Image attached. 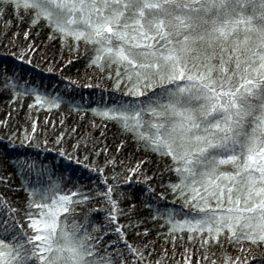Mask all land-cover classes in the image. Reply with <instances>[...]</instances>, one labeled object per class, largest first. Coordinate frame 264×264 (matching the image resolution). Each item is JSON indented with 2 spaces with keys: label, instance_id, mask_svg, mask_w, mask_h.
Listing matches in <instances>:
<instances>
[{
  "label": "snow or ice",
  "instance_id": "obj_1",
  "mask_svg": "<svg viewBox=\"0 0 264 264\" xmlns=\"http://www.w3.org/2000/svg\"><path fill=\"white\" fill-rule=\"evenodd\" d=\"M9 8L20 19L23 10L32 26L43 23L50 28L49 39L59 36L65 42L70 38L77 50L81 41L93 45L90 63L101 70L116 67L113 87L118 92L123 86L126 91L110 105L90 110L131 133L145 152L170 159L165 169L179 179L167 189L178 194L183 207L160 206L165 193H157L152 186L153 177L143 169L146 161L131 167L120 161L124 171L117 173L115 157L105 155L103 165L94 158L108 152L107 146L97 150L95 138L85 134L75 143L65 139L76 133L73 128L52 141L53 150L95 174L105 191L84 192L77 187L61 194L63 174H55L47 165L38 167L35 160H15L22 190L28 192L26 219H18L21 210L0 194V264H163L164 257L152 260L151 242L141 239L149 230L137 231L142 221L134 218L136 205L121 207L130 197L118 191L120 183L143 185L144 206L154 213L153 221L163 220L169 226L173 248L176 234L183 239L185 231L189 241L199 240L205 250L225 243L240 245L241 252L245 242L264 245V0H0V17ZM28 35L24 33L26 39ZM39 51L29 43L11 55L32 63ZM8 71L5 67L2 72L3 87L15 93L19 77L15 69L11 76ZM73 86L79 87L69 80L67 87ZM35 91L24 90L25 94ZM60 99L35 96L41 107L45 103L59 107ZM0 125L7 126L6 122ZM36 133L33 123L18 146L27 142L39 147L34 143ZM16 137V132L8 137L10 147H17ZM43 143L47 147L48 140ZM109 165L111 177L104 174ZM32 172L47 174L48 184L31 186L25 176ZM11 183V175H0V185L9 188ZM92 191L106 207L90 209L82 223L69 224L68 217L78 215L77 206L97 198ZM93 212L106 213L102 223L91 218ZM25 223L33 234H28ZM110 236L115 239L105 244ZM191 256L185 249L184 264H194ZM204 259H208L206 251ZM224 264L248 261L225 254Z\"/></svg>",
  "mask_w": 264,
  "mask_h": 264
},
{
  "label": "trees",
  "instance_id": "obj_2",
  "mask_svg": "<svg viewBox=\"0 0 264 264\" xmlns=\"http://www.w3.org/2000/svg\"><path fill=\"white\" fill-rule=\"evenodd\" d=\"M20 16L23 18H18L15 10L9 8L0 17V122H6L7 125H0V175H11L12 177L9 188L0 185V194L10 199L13 202V207L21 210L18 219L22 222L25 221L23 211L27 210L28 204V192L22 190L21 176L18 175V170L14 164L18 158H27L29 161L35 160L38 167L47 165L55 174H63L61 194H70L71 191H76L77 187H80L81 191L84 192L94 188H98L100 192L105 191L104 185L95 174H90L82 166L59 157L57 152L53 150L52 141L61 132H71L73 128L77 130L76 133L73 134V137L65 136V139L69 140L70 143H75L76 138L85 134L90 139L95 138L97 150L107 146L108 152L94 158L103 165L105 155L108 159L115 157V172L117 173L124 171L120 166V161H123L126 167L134 166L141 160L146 161L143 169H146L147 174L153 177L152 186L156 188L157 193H165L166 199L160 202V206L182 208L183 201L177 199L178 194L167 189V185L176 183L179 179L175 172H169L165 169V166L171 163L170 159L161 160L156 154L145 152L143 145H138L131 133L124 132L115 122L104 120L94 115L90 110L103 104L110 105L114 100H119L122 93L126 91L123 86L118 92L113 87L116 81V67L105 66L101 70L90 63L91 57L94 55L93 45H85L81 41L77 50L76 42L70 38L65 42H62L59 36L49 39L50 28L43 26V23L40 26H32L29 17L24 14L23 10L20 11ZM6 22H10V24L6 26ZM5 32H7L6 36L4 35ZM25 32L29 34L27 39L24 36ZM10 41H14L16 46ZM29 43H34L40 50L33 57L32 63L19 61L11 55L12 52H18ZM53 65L55 70L49 71V67ZM5 67L9 70L10 76L12 70L15 69L19 77L18 81H15L18 84L15 93H20L19 96L15 95L11 88L5 89L3 87L2 72ZM120 71L123 72V68ZM69 80L76 81L79 87L73 86L69 89L67 87ZM26 81L27 83H25ZM124 83L127 84V81ZM85 84H91L92 87H84ZM25 89H35L36 91L25 94ZM36 94H39L46 101H51L59 96L61 99L56 101L59 107H49L48 103H45L43 107L37 105L35 102ZM30 105L32 107H29ZM77 105L81 106L80 110H77ZM144 118L148 119L149 117L145 116ZM62 121L63 123H61ZM33 123L37 126L34 143L39 144V147H31L27 142L24 147H19V141L24 130L27 129L30 132ZM12 132L17 133L15 139L17 147L15 148L8 144V137L11 136ZM45 139L48 140L47 147L43 143ZM118 146H120L119 151H117ZM69 173H71L70 180L68 179ZM104 174L109 177L112 176V165L105 169ZM54 178L55 176H53ZM25 180L35 187H43L49 182L47 174L37 176L36 172H32L30 176H25ZM109 182H112L111 179ZM117 183L120 181L118 180ZM15 189L21 190L13 191ZM118 191L124 192L130 197V200L121 204L122 208L127 209L130 204L136 205L134 218L142 221L137 231L143 233L145 229L149 230V234L146 237H141V239L145 242H151L149 249L154 248L155 250L152 256L153 261L164 257L163 264H184L185 249H187L192 254L191 258L194 264L196 261H199V264H212V261H215L216 264H224L225 254L233 259L240 257L241 261L247 260L248 264H264V245L257 246L249 242L243 244V252L239 251L240 245L227 243L222 248L219 245H212L205 250L201 248L199 240L189 241L188 233L185 231L183 239H179L180 233L176 234L177 239L175 248H173L172 240L168 236L169 226L163 220L153 221L154 213L144 206V201L147 198L142 194L143 185L120 183ZM92 196L97 197V193L92 191ZM36 200L39 202V197ZM103 207L106 205L102 199L98 197L92 199L86 205L77 206L78 215L69 216L68 223L71 224L73 220L82 223L84 214L90 209ZM189 210L186 209L185 211ZM32 212L38 218V210L33 208ZM105 215L104 212H93L91 218L97 223H102ZM196 215H200V213L196 212ZM120 222L126 223L127 221L121 219ZM24 227L29 235L33 234L31 229H27V223L24 224ZM88 227L91 231L92 225L89 224ZM7 239L10 240L11 236ZM113 239H115L114 236L108 237L105 244ZM205 251L208 257L207 261L204 259Z\"/></svg>",
  "mask_w": 264,
  "mask_h": 264
}]
</instances>
